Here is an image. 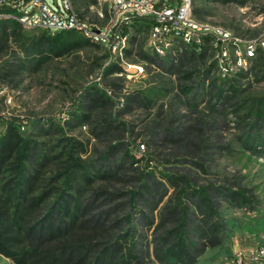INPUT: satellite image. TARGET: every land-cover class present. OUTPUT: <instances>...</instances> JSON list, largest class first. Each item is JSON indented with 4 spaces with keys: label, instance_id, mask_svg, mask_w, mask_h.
Segmentation results:
<instances>
[{
    "label": "rangeland",
    "instance_id": "1",
    "mask_svg": "<svg viewBox=\"0 0 264 264\" xmlns=\"http://www.w3.org/2000/svg\"><path fill=\"white\" fill-rule=\"evenodd\" d=\"M47 2L54 6L52 0ZM194 6L203 10L206 21L225 26L242 38L264 36V0H194ZM77 8L90 21L103 23L97 15V10H102L97 0L78 1ZM44 31L59 32L22 27L6 44L3 59L22 57ZM148 33L147 25L141 22L129 28L125 48L130 52L124 50L123 59L107 55L103 46L59 57L45 53L42 64L26 69L22 76L0 79V134L8 120L20 118L21 134L52 160L44 169L46 177L67 166L70 152L81 156L91 176L88 192L107 190L109 203L121 204V214L132 210L130 191L138 186L140 173L152 159L154 165L149 169L154 175L148 176L157 182L159 191L148 201H139L136 206L140 211L134 212L145 213L151 220V225L135 221L143 248L151 254L147 264H163L154 255V237L161 232L157 225L169 201L192 205L191 213L197 211L194 202L180 200L179 188L169 181V174L183 175L184 182L194 187L214 184L243 189L249 198L245 201L216 195L225 227L219 233L221 243L215 247L201 243L197 264H264V254H259L264 247V143H254L253 147L245 143L249 135L263 137L264 123L254 129L251 116L239 119L249 114L253 98L264 101V72L258 77L250 73L239 78L241 99L221 113L212 109L214 91L210 93L208 84L207 89H197L196 85L213 58L205 66L195 60L179 69L175 65L169 72L163 67L166 64L153 65L140 54L141 49L153 54L147 44ZM112 61L122 70L107 75L105 69ZM138 66L143 67L142 72ZM189 71L193 76L183 78ZM220 78L215 67L210 80L218 79V85ZM184 86L192 90L182 91ZM138 92L141 99L132 100ZM94 96H100V101L93 103ZM187 126L194 127L190 136L195 142L189 148L165 137L169 127L183 130ZM194 144L199 150L191 148ZM107 168L118 169L112 179L103 176ZM0 264L15 263L0 254Z\"/></svg>",
    "mask_w": 264,
    "mask_h": 264
},
{
    "label": "trees",
    "instance_id": "2",
    "mask_svg": "<svg viewBox=\"0 0 264 264\" xmlns=\"http://www.w3.org/2000/svg\"><path fill=\"white\" fill-rule=\"evenodd\" d=\"M78 1L85 0H74V6L81 17H86L77 8ZM2 11L15 10L5 8ZM194 14L205 20L203 10L194 8ZM139 22L146 24L149 30L153 23L148 18L135 21ZM22 27L17 19H0V43L3 45L0 47V79L15 80L22 76L26 69L42 64L41 56L45 53L59 57L88 47L103 46L85 38L76 30H62L54 34L44 31L38 43L26 49L22 57H14L13 61L3 59L6 44L12 36H18ZM128 33L129 28L123 26L121 34ZM105 49L107 55L113 58L114 53L107 47ZM124 50L126 53L130 52L128 48ZM140 54L153 65L166 64L163 67L169 72H172L175 65L179 69L195 60H200L202 66H205L212 58L208 48H199L197 45L183 46L182 50L163 58L154 53L148 54L143 49ZM215 67L212 59L202 70V75L199 74L196 88L204 89L208 84L210 93L214 91L215 102L212 109L224 113L227 105H233L234 100L238 102L241 99L242 90L238 79L246 75L240 73L232 78H220V84L217 85L218 79L210 80ZM121 70L112 61L105 72L108 75ZM262 72L264 61L259 59L252 73L258 77ZM192 74L193 71H189L183 78L187 79ZM181 89L192 90L188 86ZM137 99H141L140 92L133 95L132 100ZM93 101L99 102L100 96H94ZM250 102L249 114L240 116L239 119L244 121L251 116V127L257 128L259 123H264V101L253 98ZM236 110L240 111L241 107L238 106ZM19 121L20 118L8 120L5 131L0 134V254L15 264H145L151 259L149 250L143 248L142 233L135 223L139 219L151 225V220L145 213L134 212L140 211L136 206L139 201H148V197H154L159 191L157 182L150 181L148 176L154 175L153 170L149 169L154 165L152 159L148 161L147 170L140 173L138 186L130 191L129 203L132 210L121 214V204H110V198L105 196L107 190H98L92 194L88 192L91 176L87 173V167H83L81 156L75 157L70 152L67 166L46 177L44 169L52 160L21 134ZM192 128L194 127L187 126L183 130H177L169 127L165 137L173 142H184L189 148L195 142L190 136ZM245 143L249 147H253L254 143H264V135H249ZM194 145L191 148L199 150V146ZM143 147L145 148V144ZM117 172L118 169L107 168L103 176L112 179ZM167 177L179 188L181 201L187 199L194 202L197 211L193 213L197 217L192 216V205L173 203L170 200L157 225L161 232L154 237V255L163 264H197L201 243L213 247L221 243L219 233L225 227L218 213L216 195L224 194L230 200L245 201L249 198L243 189L214 184L194 187L184 182L187 179L183 175L169 174ZM83 178L87 184L83 182Z\"/></svg>",
    "mask_w": 264,
    "mask_h": 264
},
{
    "label": "built area",
    "instance_id": "3",
    "mask_svg": "<svg viewBox=\"0 0 264 264\" xmlns=\"http://www.w3.org/2000/svg\"><path fill=\"white\" fill-rule=\"evenodd\" d=\"M52 1L54 6L47 0H0V19H17L28 29L76 30L123 59L129 33L122 35V27L131 28L136 20L148 18L153 23L147 44L161 58L183 46L208 48L223 78L250 74L257 60L264 61V36L245 39L225 26L199 19L194 14V0H97L102 6L97 15L103 23L81 17L74 0ZM5 8L15 11L3 12ZM138 69L143 71L142 66ZM259 254H264L263 246Z\"/></svg>",
    "mask_w": 264,
    "mask_h": 264
}]
</instances>
